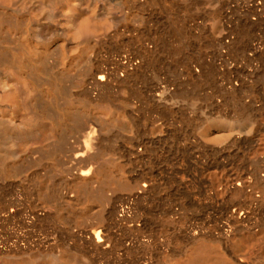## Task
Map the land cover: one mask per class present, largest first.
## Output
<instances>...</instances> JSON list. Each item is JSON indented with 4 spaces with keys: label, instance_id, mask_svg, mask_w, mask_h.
I'll use <instances>...</instances> for the list:
<instances>
[{
    "label": "bare ground",
    "instance_id": "obj_1",
    "mask_svg": "<svg viewBox=\"0 0 264 264\" xmlns=\"http://www.w3.org/2000/svg\"><path fill=\"white\" fill-rule=\"evenodd\" d=\"M176 257L264 264V0H0V264Z\"/></svg>",
    "mask_w": 264,
    "mask_h": 264
},
{
    "label": "rangeland",
    "instance_id": "obj_2",
    "mask_svg": "<svg viewBox=\"0 0 264 264\" xmlns=\"http://www.w3.org/2000/svg\"><path fill=\"white\" fill-rule=\"evenodd\" d=\"M163 165H166V164H163ZM163 184H165L164 187H165V189L168 190L169 193L172 192V194H170V196L173 195V197L175 196L178 198H183V199L185 198V201H187L188 208L190 207L191 209L197 211L198 218L204 219V217H206L207 215H210V214L213 215L214 214V210H212L208 207H205V206L201 205L200 203H198L195 199L197 196L193 197V195H190L189 191L184 190L185 189L184 186L181 185L180 182L178 183V181L174 180V178H168V177L164 178ZM196 191H197V188L195 190H193V193ZM177 252H178V250H177ZM179 260L181 262L183 259H179L178 257H176L172 261H174V263L178 264V263H180Z\"/></svg>",
    "mask_w": 264,
    "mask_h": 264
}]
</instances>
